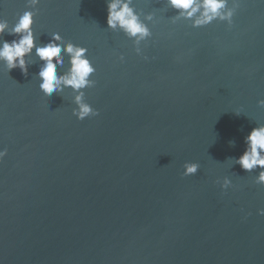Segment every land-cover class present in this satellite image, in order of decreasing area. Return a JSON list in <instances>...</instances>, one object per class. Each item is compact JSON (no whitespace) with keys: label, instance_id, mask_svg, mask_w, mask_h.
Instances as JSON below:
<instances>
[{"label":"water","instance_id":"obj_1","mask_svg":"<svg viewBox=\"0 0 264 264\" xmlns=\"http://www.w3.org/2000/svg\"><path fill=\"white\" fill-rule=\"evenodd\" d=\"M133 7L153 16L140 45L107 30L106 0L41 3L38 44L57 31L88 48L96 83L85 100L97 117L77 121L69 90L44 97L34 56L27 76L0 71V260L264 264L259 169L232 159L264 123V4L243 0L231 29L174 21L166 0ZM24 10L25 0H0L10 23ZM185 162L200 165L195 176L182 178ZM225 176L235 187L222 194Z\"/></svg>","mask_w":264,"mask_h":264},{"label":"clouds","instance_id":"obj_2","mask_svg":"<svg viewBox=\"0 0 264 264\" xmlns=\"http://www.w3.org/2000/svg\"><path fill=\"white\" fill-rule=\"evenodd\" d=\"M242 2L243 0H166L167 5L176 13L172 19L190 21L193 29L205 28L213 22L226 24L231 29ZM259 2L264 4V0ZM41 3L42 0H25V10L17 14L12 23L0 17V71L9 74L14 69H19L27 76L34 56L40 61L36 75L39 91L44 97L49 98L53 94H63L69 90L74 93L71 115L77 121L99 116V111L85 100L86 90L95 87L96 83L92 79L96 67L88 58V48L65 40L57 31L48 33L50 38L47 43H37L35 24L41 14ZM133 4L134 0H106V25L107 30L120 32L135 45H140L153 37L149 27L153 16L149 13L142 19ZM5 34L14 38L11 41L5 40ZM135 53L145 61L149 59L139 48L135 49ZM176 59L179 61L180 58ZM118 60L123 63L124 55H119ZM257 104L264 108V99L258 100ZM241 113L239 109L234 111L236 116ZM243 143V153L232 159L235 165L247 173L259 169L253 183L264 188V123H256L244 137ZM7 155V148L0 149V163ZM182 167V178L195 176L200 170V165L194 162H185ZM215 183L222 194L235 187L227 176L222 180L217 179ZM257 215L264 216V208L258 209ZM0 264H3L2 260Z\"/></svg>","mask_w":264,"mask_h":264}]
</instances>
